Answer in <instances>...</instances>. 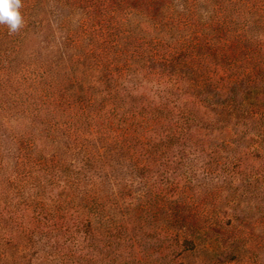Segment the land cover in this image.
Wrapping results in <instances>:
<instances>
[{"label": "trees", "instance_id": "16d2710c", "mask_svg": "<svg viewBox=\"0 0 264 264\" xmlns=\"http://www.w3.org/2000/svg\"><path fill=\"white\" fill-rule=\"evenodd\" d=\"M0 25V264H264V0H23Z\"/></svg>", "mask_w": 264, "mask_h": 264}, {"label": "clouds", "instance_id": "9594fccd", "mask_svg": "<svg viewBox=\"0 0 264 264\" xmlns=\"http://www.w3.org/2000/svg\"><path fill=\"white\" fill-rule=\"evenodd\" d=\"M22 7L23 0H0V25L7 26L10 34L18 32L25 23Z\"/></svg>", "mask_w": 264, "mask_h": 264}]
</instances>
